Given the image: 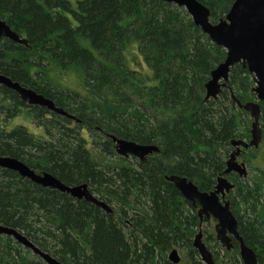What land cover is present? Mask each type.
Returning <instances> with one entry per match:
<instances>
[{
	"label": "trees",
	"instance_id": "obj_1",
	"mask_svg": "<svg viewBox=\"0 0 264 264\" xmlns=\"http://www.w3.org/2000/svg\"><path fill=\"white\" fill-rule=\"evenodd\" d=\"M197 1L209 9L212 24L225 19L236 2ZM0 19L29 43L0 38V74L80 121L30 106L0 85L2 121L26 112L43 132L0 128V156L22 160L67 186L88 183L113 209L108 214L0 168V224L62 264H173L169 255L178 249L187 253L188 264H205L193 247L199 231L217 264H243L236 240L223 256L213 250L211 243H220L208 226L216 220H201L199 207L167 181L187 177L210 193L224 175L234 185L226 199L240 235L264 264V137L261 146L244 148L238 158L248 177L224 174L235 151L232 141L252 138L253 120L232 94L243 104L258 101L256 81L236 65L219 97L206 98L205 85L227 51L184 8L163 0H0ZM135 43L144 60L141 70L126 55ZM71 72L86 96L62 89L59 76L66 80ZM112 136L160 150L144 162L124 158L116 155ZM0 264L47 263L12 237L0 236Z\"/></svg>",
	"mask_w": 264,
	"mask_h": 264
},
{
	"label": "water",
	"instance_id": "obj_2",
	"mask_svg": "<svg viewBox=\"0 0 264 264\" xmlns=\"http://www.w3.org/2000/svg\"><path fill=\"white\" fill-rule=\"evenodd\" d=\"M165 2L178 5L184 8L190 15L197 27L209 36L218 46L227 51L226 60L211 73V80L206 83V98L216 100L223 88H227L230 79L231 68L242 65L247 68L251 75H254L256 85L254 92L258 101L241 103L232 94L233 100L237 101L239 109L248 112L252 117L251 141L233 140L232 146L235 148L230 158L227 160V168L224 174L232 172L240 177H248L246 163L238 161L242 153V148H258L263 141V133L260 124L262 114L261 103L264 105V0H235L236 2L227 13L225 19L216 24L210 22L209 9L197 0H163ZM0 38H7L15 43L29 47L28 40L22 38L15 32L6 21L0 19ZM0 85L15 91L20 99L30 106L46 108L52 113L73 119L77 123L80 121L63 108L57 107L55 102L42 94L37 93L29 87L23 86L19 82L13 81L6 75L0 74ZM116 143L115 151L117 155L124 158L136 157L144 162L148 156L157 153L160 148L155 145H141L137 142H130L112 136ZM0 168L8 169L18 173L22 178L45 188L58 190L69 194L77 200H86L93 205L99 206L105 212H113L111 205L100 200L90 191L89 184L67 186L57 177L48 172L37 173L27 166L22 160L11 157L0 156ZM167 181L172 182L183 198L199 207L198 213L201 220L206 217L208 220H216V237L219 243L227 250H233V240H236L240 248V258L243 264H259L255 251L246 245L243 236L239 232V224L235 215L230 210V202L226 196L233 190L231 184L224 175H221L215 186V190L210 193L200 191L187 177L172 175L167 177ZM0 236L13 237L19 244L30 249L37 256L41 257L47 264H62L48 253L43 252L33 244L24 234L16 229L0 224ZM201 231L194 237L193 247L200 254L202 262L205 264H217L213 253L208 250ZM179 251L174 250L169 259L173 264H179Z\"/></svg>",
	"mask_w": 264,
	"mask_h": 264
},
{
	"label": "rangeland",
	"instance_id": "obj_3",
	"mask_svg": "<svg viewBox=\"0 0 264 264\" xmlns=\"http://www.w3.org/2000/svg\"><path fill=\"white\" fill-rule=\"evenodd\" d=\"M70 1L71 2H75L76 0H70ZM126 55L128 56V63L132 64V67H135L136 69H140V70L143 68L141 62H143L144 60L142 58V55L139 53V47H138L137 43H135V44H133L131 46L130 50L128 51V53ZM58 80H59L60 85H62L61 86L62 89H63V87L64 88H68L69 87L71 91L79 92V94H82L83 96L87 95L85 93V90H83V88L81 87L80 80L78 79V77L76 76V74L74 72H71L67 76L66 80L63 78V76H59ZM255 85H256V83H255ZM250 118L252 120L251 115H250ZM7 124L9 125V127L7 126ZM7 124L5 122H3L2 119L0 118V128H2V129L10 130L13 127H17V126H21L22 125V126L26 127L27 129H29L31 133H34L36 135H39V134L43 133L42 129L37 127L33 123V121H31V119L28 118V116L26 115V112L25 113H21L16 118L11 120L10 123L7 122ZM251 128H252V126H251ZM84 135L87 136V131L84 132ZM115 145H116V143H115ZM116 155H117V153H116ZM113 158H115V157H113ZM239 162H241V161H239ZM215 224L216 223H212L210 226H208V227H210V229L208 231L209 232L211 231L214 234H215V226H216ZM202 233H203V231H202ZM202 238H203V240H205L204 233H203V237ZM211 245L214 247L213 250H215L216 253H219L220 256L224 255L226 249L224 247H222L221 244L218 246V245H216L215 242H212ZM178 251H179L178 254H179L180 258H181V262L180 263L181 264H188V255H187V253H185L184 251H181L179 249H178Z\"/></svg>",
	"mask_w": 264,
	"mask_h": 264
},
{
	"label": "flooded vegetation",
	"instance_id": "obj_4",
	"mask_svg": "<svg viewBox=\"0 0 264 264\" xmlns=\"http://www.w3.org/2000/svg\"><path fill=\"white\" fill-rule=\"evenodd\" d=\"M52 113V112H51ZM54 114H56V113H54ZM58 115V114H57ZM61 116V115H60ZM64 117V116H63ZM67 118V117H66ZM73 120V119H72ZM73 122H76L75 120H73ZM235 149V148H234ZM244 148H242V150H243ZM242 154V153H241ZM38 173V172H37ZM41 173H43V172H41ZM40 173V174H41ZM210 219H212V218H210ZM214 219V218H213ZM216 225V224H215ZM216 227V226H215ZM202 232V231H201ZM215 233H216V230H215ZM204 241V240H203Z\"/></svg>",
	"mask_w": 264,
	"mask_h": 264
}]
</instances>
